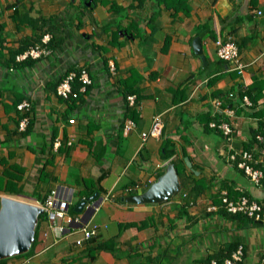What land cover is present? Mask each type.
Returning a JSON list of instances; mask_svg holds the SVG:
<instances>
[{
	"label": "crops",
	"instance_id": "1",
	"mask_svg": "<svg viewBox=\"0 0 264 264\" xmlns=\"http://www.w3.org/2000/svg\"><path fill=\"white\" fill-rule=\"evenodd\" d=\"M45 29L50 52L15 60ZM200 33L205 62L193 47ZM217 34L237 43L241 72L217 56ZM82 66L90 78L85 90L69 99L57 95L59 76ZM253 79L264 81V0H0V198L42 203L52 189L70 194L64 216L52 228L46 221L34 251L3 264H194L224 255L234 242L243 245L241 264H256L264 253V216L232 217L219 205L225 184L264 201V185L226 157L229 142L243 147L264 109V87L260 113L243 106L237 113L228 96ZM127 84L141 95L134 113L125 105ZM22 98L31 104L25 130L17 127L15 106ZM218 113L232 122L231 140L210 126L213 118L205 124ZM156 114L157 134L150 130ZM127 117L134 122L126 133ZM166 138L181 159L182 181L188 187L201 181L202 190L188 199L180 183L160 203L123 200L172 162L164 157ZM254 154L264 169V148ZM14 187L18 192H9ZM95 192L108 196L94 213L76 207ZM85 222L100 229L77 246ZM126 222L133 224L121 226Z\"/></svg>",
	"mask_w": 264,
	"mask_h": 264
},
{
	"label": "built area",
	"instance_id": "2",
	"mask_svg": "<svg viewBox=\"0 0 264 264\" xmlns=\"http://www.w3.org/2000/svg\"><path fill=\"white\" fill-rule=\"evenodd\" d=\"M50 39V34L46 33L42 36L41 41L35 43L34 45H30L27 47L23 52L18 53L16 55V59H24L27 57L31 58H37L42 55H45L50 52L48 41ZM214 43L216 46V54L219 58L223 60H229L233 62L232 68L236 69L238 72H241L243 70V62L240 60L239 57V50L238 45L235 42L234 39L229 38H223L220 34H217L214 38ZM110 69L112 71L115 70V66L113 61H110ZM74 72L70 71L67 73L62 80L58 83L56 86V93L57 95L67 98L69 94L72 92L71 82L74 77ZM80 80L82 82V85L80 86L79 90L84 91L86 88V84L90 82V78L88 75V72L86 69H82L80 73ZM75 92L73 93V96H75ZM229 97H235V93L233 91L228 92ZM127 99L130 104L134 102L135 95L134 94H128ZM243 104H250L251 101L249 97L244 94L243 97ZM214 105L216 107L221 106V100L219 98H214L213 100ZM30 102L28 99H23L17 104V109H19L22 113L26 112L30 109ZM29 117L26 113L23 114V116L18 121V129L24 130L28 124ZM70 121H73V119H70ZM133 119L130 117H127L125 121L123 122V130L124 132H128L132 126H133ZM210 126L215 127L219 129L223 135L228 139L231 140L232 134H233V126L232 122L230 120H221L216 121L212 120L210 123ZM161 128V119L160 115L156 114L153 116V121L151 124V132L152 133H159ZM147 132H143L142 135L145 136ZM261 139V136L259 137ZM68 144L71 143V141H67ZM60 144V140L56 139L54 141V145L58 146ZM228 157L230 160L234 161L238 168L242 169L243 172L250 178V180L256 184V185H262L264 182V170L257 165L258 158L255 156L254 152L248 149H234L231 143L228 144ZM241 189V188H240ZM225 193V192H223ZM108 194L104 197H94L89 198V200H86L85 205L88 209L93 211V213L98 209L100 202L107 198ZM70 198L69 191L67 189L57 190L52 189L45 199L42 201V203H38L42 209L46 212L48 223H50V227L55 226V221L57 218H61L64 216L67 206H68V200ZM91 200V201H90ZM221 202H224L226 204V207L231 212H237L240 211L244 214H246L248 217L253 218L254 220L262 219L264 216V203L260 202L259 200L255 198L248 197L246 194H242L238 200L233 201L227 196L221 197ZM78 220V219H77ZM100 229V224L98 222H85L82 223L79 230L81 232V236L78 237L74 244L77 246L83 245V242L85 240H88L95 236ZM244 254L243 245L238 244L230 253V256H227L223 259L222 262H218L216 259H211L210 264H238L239 261L242 260ZM264 260V259H263Z\"/></svg>",
	"mask_w": 264,
	"mask_h": 264
},
{
	"label": "trees",
	"instance_id": "3",
	"mask_svg": "<svg viewBox=\"0 0 264 264\" xmlns=\"http://www.w3.org/2000/svg\"><path fill=\"white\" fill-rule=\"evenodd\" d=\"M141 1V0H139ZM178 1V0H177ZM48 29H45L42 33H40V37L38 39H36L35 41H33L32 43H30V45H34L35 43H38V42H42L41 41V38L44 34L46 33H49V31H47ZM50 34V33H49ZM117 35V34H116ZM50 40V39H49ZM30 45H27L28 47ZM27 46L21 50H24L27 48ZM48 46H49V41H48ZM18 54V52H17ZM17 54H14V59L16 60V55ZM18 61V60H17ZM82 69H86L85 67H68L58 78V80L56 81V86L58 85V83L62 80V78L67 74L69 73L70 71H73L75 74H74V77L72 79V82H71V87H72V92L71 94H69V96L65 99H69V98H72V97H78L79 93H80V86L82 85V82L80 80V73L82 71ZM87 70V69H86ZM88 72V71H87ZM56 86H55V91H56ZM264 87V81L263 80H259V79H253V81L248 84L246 87L244 88H241L240 90L237 91V94L235 97H233V99L235 100L234 102L231 101V103H235V111L237 113L241 112L243 107H246L248 110H253V113H260L258 112L257 110L259 109H256L257 107V101H258V98L262 95V89ZM76 93L75 96H73V93ZM123 93H124V99H125V105L128 109H131L134 113L135 111V108L134 106L136 105V102L141 98V95L139 94L138 92V89L136 86L134 85H126L125 88H123ZM128 94H134L135 95V99H134V102L132 104L129 103L128 99H127V95ZM246 94L251 103L248 105V104H243V95ZM61 97V96H60ZM23 99L25 98H22L21 100H17L15 102V106L17 108V104L22 101ZM228 104V102H225L224 104V107H226ZM31 106V104H30ZM131 106V107H130ZM240 106H243V107H240ZM31 109V107H30ZM30 109L27 110L26 113L30 119ZM19 110V109H17ZM21 111H20V116H19V119L23 116V114ZM261 117L264 116V109L262 110V112L260 113ZM258 116V115H257ZM259 117L258 119V122L256 124V126L252 127L251 128V131H250V135H249V138L247 141H243L241 142L243 147L242 149H248V150H251L252 152H254V150L257 148V147H263L264 148V117L261 118ZM213 118V119H212ZM18 119V121H19ZM212 120H216V121H221V120H226L228 119L227 117H225L224 115H222L221 113H218V114H214V115H209L205 124L206 126H208V123L209 121ZM29 122V121H28ZM233 126V125H232ZM17 127H18V123H17ZM26 129V128H25ZM24 129V130H25ZM234 131V130H233ZM222 133V132H221ZM235 133V132H233ZM223 134V133H222ZM233 136V134H232ZM261 136V139L259 138ZM170 139V138H169ZM168 138L166 139H163L164 141L162 142V147L163 149L165 150L164 152V157L165 159L166 158H169L171 157V161L174 163V166L177 170V173H178V176H179V181L181 183V186H182V190L183 192H185V197L188 198V199H192L194 198L193 196L198 192V191H201L203 188L202 186L204 185L203 182H199V181H195L196 184H194L193 186L191 187H188L186 185L185 182L182 181L181 179V175H182V172H183V169H182V166H181V159L179 158H176L177 155H176V151L175 149L173 148V144H171V140H169ZM232 145V144H231ZM171 146V147H170ZM233 146V145H232ZM169 147V148H168ZM234 148V146H233ZM235 149V148H234ZM240 149V148H239ZM228 152H229V149L227 150L226 152V157L227 159L232 163L234 164V166L237 167L236 163H235V160L232 161L229 159L228 157ZM183 154H185V150H183ZM174 155V156H173ZM176 156V157H175ZM258 164V163H257ZM238 168V167H237ZM240 169V168H239ZM242 170V169H240ZM264 170V169H263ZM250 179V178H249ZM264 181V180H263ZM199 185V188H197L196 186ZM262 185H264V182L262 183ZM225 187H227V191H223L225 193H220V202H221V197L222 196H227L228 198H230L231 200L233 201H236L239 199V197L242 195V194H246L248 197H251V198H254L252 197L250 194L247 193V191H245V189L243 188H236L235 191L232 190V188L229 187V184H225ZM10 191L9 192H18V188L17 187H14V188H8ZM187 189V190H186ZM221 188L218 189V191H220ZM257 199V198H255ZM259 200V199H257ZM260 202L264 203L263 200H259ZM219 203V201H218ZM221 209L220 211L226 215H230V216H241V217H245L251 221H255L253 218H250L248 217L246 214L240 212V211H237V212H231L230 210L227 209L226 207V204L224 202H221L219 203ZM47 221V217H46V213L43 211L42 213H39L38 215V221H37V224H36V227H35V232H34V240L32 241L31 243V246L30 248L24 252V253H21L23 255H28V254H31L33 251H34V246L35 244L37 243V240L39 239V233L41 232V228L43 227V225L46 223ZM130 224H133L131 222H126V223H121V226H125V225H130ZM146 224V221H144L143 224L139 225L140 226H143ZM240 243H236L234 242L232 244V247H230L227 252L224 254V255H220V254H217V253H212V254H209L207 255L205 258H201L199 260H196L194 264H210V260L211 259H216L219 263L223 261V259L227 256H230V253L231 251ZM264 253L260 256V259L256 262V264H264ZM6 259L3 258V259H0V264H3L4 261ZM242 261V260H241ZM239 261L238 264H241L242 262Z\"/></svg>",
	"mask_w": 264,
	"mask_h": 264
},
{
	"label": "water",
	"instance_id": "4",
	"mask_svg": "<svg viewBox=\"0 0 264 264\" xmlns=\"http://www.w3.org/2000/svg\"><path fill=\"white\" fill-rule=\"evenodd\" d=\"M201 34L193 39L195 53L205 62L202 52ZM180 191V181L173 162H169L162 174L144 191L123 196V200L132 203L165 201ZM95 192L91 198L97 197ZM82 200L76 206L79 210L85 205ZM43 209L37 203L21 200L11 196L0 198V259L26 252L34 240L35 227L39 213Z\"/></svg>",
	"mask_w": 264,
	"mask_h": 264
},
{
	"label": "clouds",
	"instance_id": "5",
	"mask_svg": "<svg viewBox=\"0 0 264 264\" xmlns=\"http://www.w3.org/2000/svg\"><path fill=\"white\" fill-rule=\"evenodd\" d=\"M38 204V203H37ZM39 205V204H38Z\"/></svg>",
	"mask_w": 264,
	"mask_h": 264
}]
</instances>
